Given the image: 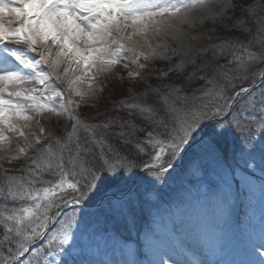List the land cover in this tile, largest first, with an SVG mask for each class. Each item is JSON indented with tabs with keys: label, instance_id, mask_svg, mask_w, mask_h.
<instances>
[{
	"label": "snow or ice",
	"instance_id": "snow-or-ice-1",
	"mask_svg": "<svg viewBox=\"0 0 264 264\" xmlns=\"http://www.w3.org/2000/svg\"><path fill=\"white\" fill-rule=\"evenodd\" d=\"M197 3L203 4L204 0H189V3L185 0H0V124L7 123L9 131L17 132L27 141V135L12 123L11 116L27 122L34 119L26 114L28 110L43 112L47 109L57 115L67 113L74 121L64 137L57 138L51 132L47 136L32 134V143L37 146L45 139L49 142L37 148L35 157H29L30 166L24 169L26 177L10 176L6 188L0 185V197L20 205L2 221L10 234L5 239L15 243L16 248L15 251L9 248L7 256H0V264H16L30 251V245L44 236L49 223L61 215L64 218L58 220L59 227L48 239V245L61 252L67 251L71 256L74 229L83 223L87 230L89 217L114 218L119 215L134 221L138 208L142 210L154 197L158 201V185L169 179L181 176L203 178L209 170L226 177L231 166L224 165L226 154L221 145L229 134L235 139L232 154L233 159L238 157V165L244 170L259 166L264 171V89L258 103L255 92L249 87L236 88L234 81L246 77H237L227 68V64L232 63H236L238 69L242 67L245 53L249 61L258 58L247 48L240 55L233 52V59L227 64L217 65V74L199 88L186 92L181 87L166 85L162 102L154 108L124 105L147 112L154 126L152 131L140 129L146 135L135 140V155L131 156L122 153L108 140L111 125L115 123L113 119L96 124L83 123L69 108L72 101H65L63 91L57 86L51 87V95L45 97L52 101L60 98L54 107L39 102L44 96L43 91L36 96L31 94L38 91L36 88L23 87L28 82L47 85L55 73L46 71L44 66L55 68L66 63L65 74L80 70V75L69 81V91L83 97L84 93L73 86L83 82L85 77L94 80L89 75L93 69L110 71L121 60L144 68L145 65L139 63L140 54L135 46H130L134 36L147 34L149 30L166 33L175 27V20L184 22L187 10ZM227 7L224 4L221 12ZM6 13L15 18V28L4 23ZM49 41L58 48L54 59H50L53 52ZM213 47L226 48L228 45ZM259 58H264V52ZM133 74L140 75L138 71L129 73L130 76ZM55 79L61 77L55 76ZM259 79L264 82V71L260 72ZM4 93L8 99L4 98ZM13 98L23 99L25 103L14 102ZM241 98L244 99L236 109ZM29 100L34 103H27ZM253 111L260 113L259 118L252 114ZM28 126L26 123L25 127ZM119 127L120 135L125 138H131L137 131L134 125L127 132L123 131L126 124L121 123ZM78 128H83L87 135L78 136ZM45 132L39 127V133ZM257 132L261 136L259 141L256 140ZM5 139L4 131L0 129V141ZM52 140L59 146L55 152ZM30 146L19 148V153H26ZM45 174L51 178L45 179ZM215 196L223 212L227 213L232 197L231 182L225 179ZM81 204L94 207V211H80L79 219L76 207L71 215L60 211L61 207ZM181 212L182 207L176 209V215ZM146 239L149 245L158 246V231L148 234ZM259 249H264V231H261ZM259 249L252 247L251 254L256 259L248 264H264V253ZM32 251L35 256L39 250ZM25 264L33 262L29 260ZM150 264L190 262L179 254L165 251ZM192 264H204V261Z\"/></svg>",
	"mask_w": 264,
	"mask_h": 264
},
{
	"label": "rangeland",
	"instance_id": "rangeland-1",
	"mask_svg": "<svg viewBox=\"0 0 264 264\" xmlns=\"http://www.w3.org/2000/svg\"><path fill=\"white\" fill-rule=\"evenodd\" d=\"M238 2V0H204V3L200 4L203 5V9H195L191 19L187 16L184 22L175 20V27L166 33L149 30L147 34H137L134 36L137 39L144 35L146 39L151 41L148 43L142 41L141 47L136 51L140 54L139 63L144 64L145 67L139 68L137 64H133L129 60H121L110 71L97 72L93 69L89 75L94 77V80L85 77L83 82H77L73 86L75 90L84 93L83 97L76 95L75 91H69V81L80 75V70L75 73L70 70L65 74L66 63H60L55 68L44 66L46 71L55 73L47 85L42 86L28 82L23 87L36 88L38 91L31 93L36 96H39L40 92L43 91L44 96L40 97L39 102L54 107L59 104L60 98L52 101L45 97L51 95L49 91L51 87L57 86L64 93L63 99L72 101L69 108L79 116L83 123L96 124L113 119L116 122L111 125V131L117 129L116 126L120 125L121 121L129 120L134 122L133 125L138 124L137 130L139 131L134 132L136 136L132 135L131 139L127 138L135 146V140L146 135V132L140 131V129L152 131L154 126L148 113H142L139 108L136 110L137 113H142L140 120H130V108L124 107V105L134 103L143 107L142 103L146 100L149 103L148 108L156 107L158 103L162 102V79L172 77L171 81H173L190 69H203L206 63L200 60V56L214 45H228L229 50L237 55H240L244 48H247L248 52L256 54L253 48L255 46L251 43L250 31L246 29V31H242L240 28L244 23L245 14L244 10L241 9L242 4ZM185 3H189V0H185ZM214 3L215 6H212ZM224 4H227L228 7L221 12ZM196 5L199 3L191 7L195 8ZM4 23L13 28L17 26L15 18L7 13ZM231 30H236L234 38L231 35ZM49 45L53 52L50 59H54L58 48L51 45V41H49ZM20 47L26 46L20 45ZM218 49L221 51L228 48L219 47ZM261 51L264 52V45ZM38 54L35 55L38 56ZM125 64L128 67H124ZM258 64V58L249 61L246 59L245 53L242 67L238 69L235 63L227 66V68L233 70L232 74L237 77H246L243 80H246L244 83H247L255 79L254 74L259 69ZM263 65L264 63L261 66V71ZM133 71H138L140 75L133 74L130 76L129 73ZM55 76H60L61 79L56 80ZM243 80L237 78L235 82L242 83ZM8 88L11 91L12 85L9 84ZM151 88L154 91H156L155 88L159 89L161 92L159 97L151 93ZM262 89H264V84L251 91L255 92L258 103ZM3 96L8 99L7 93H4ZM115 97H121L123 100L117 102L120 110L112 113L109 110H112L111 105L113 104L111 103ZM13 99L14 102L25 103L23 99L18 101ZM27 103H34V101L29 100ZM82 107L84 112L81 111ZM133 111L134 109L130 112ZM80 112L84 113L88 120L83 118ZM26 114L33 116L34 119L26 122L14 115L11 116V119L13 124H15L14 118L20 120L23 128L31 131L30 134H27L25 129L22 130L21 128L28 137L27 141L17 132L9 131L7 123L0 124V129L4 131L6 137L4 141H0V158H2L0 159V180H4L0 185H7L8 172L13 168L11 165L18 158L25 157L24 159L30 160L29 157L37 155L38 147L49 142L45 139L40 146H37L32 143L34 139L32 134L47 136L51 132L57 138L64 137L66 131H70L71 125L74 123L67 113L57 115L47 109L43 112L28 110ZM252 114L256 115L257 118L260 116L259 112L253 111ZM118 121L119 123H117ZM26 123L29 125L28 127H25ZM39 127H43L46 132L44 134L39 133ZM82 131L85 130L82 128ZM258 134L259 132H257ZM115 135L118 136L116 133ZM80 136L85 137L86 134L83 133ZM228 139L229 142H233L232 146H234V136L229 134L226 137V140ZM260 139L256 138L257 141ZM28 145L31 146L28 147L26 153H19V148ZM51 145L52 150L57 151L59 146L55 140L51 141ZM221 147L226 154L225 167L231 166L226 177L216 171L209 170L203 178L181 176L169 179L166 183L158 185V201L154 197L153 201L146 203L142 210L138 208L134 221L119 215L114 218L89 217L90 226L87 230L83 223L79 228L74 229L75 240L72 242L71 256L67 251L61 252L57 247L48 245V239L59 227L58 220L64 218L61 215L57 220L49 223L50 228L46 234L36 241L29 253L16 264H25L29 260H32L33 264H73V262L75 264H133V262L134 264H150L165 251L173 255L179 254L180 248L191 249L197 254L205 253L204 264H247L254 261L256 257L251 254V249L255 243L258 245L256 248L259 249L261 231H264V171H261L259 166L244 170L237 163L238 157L233 159V148H227L223 144ZM147 159L145 157V160ZM239 174L243 176L240 177ZM26 176L27 173L25 172L24 175L15 177ZM44 178L50 179L51 177L45 174ZM225 179L231 182L232 191L227 213L223 212L221 203L215 196ZM13 203L16 202L13 201ZM17 204L19 205V202ZM86 205H68L61 207L60 211L71 215L73 208L76 207L79 219L80 211H94V208ZM180 207H182V212L176 215V209ZM154 231H158V246L149 245L146 239L147 235ZM181 241L183 242L182 246ZM11 245L13 247L11 249L15 251L16 244L11 242ZM64 247L68 248V246ZM35 249L39 251L33 256L32 250ZM4 250V248L0 249V256L8 255L9 249ZM259 251L264 253V249H259ZM49 252L51 255L48 254Z\"/></svg>",
	"mask_w": 264,
	"mask_h": 264
},
{
	"label": "trees",
	"instance_id": "trees-1",
	"mask_svg": "<svg viewBox=\"0 0 264 264\" xmlns=\"http://www.w3.org/2000/svg\"><path fill=\"white\" fill-rule=\"evenodd\" d=\"M241 4H242V8L244 10V14H245V19H244V23L240 26V28H242V31H246L249 30L250 31V35H252V45H254L255 47H253L256 51V54L258 56L259 59V69L258 71H256V73L254 74L255 79L256 80L259 77L260 71H261V66L264 63V58H259L261 57V48L264 45V0H238ZM238 2V3H239ZM246 29V30H245ZM239 31V30H237ZM234 32H236V30H231V35L234 38ZM219 47L214 48L213 46L210 47L205 54L200 56V60L205 61L206 66L201 69V70H196V69H190L186 72L183 73L182 76H178L177 79L172 80V77H166L162 79V86L161 89L163 91V93H165L167 91V89L164 87L166 85H173L176 87H181L183 88L186 92L191 91L194 88H199L201 85H204L205 82L212 78L214 76V74H217V65L219 64H227V61L232 60L233 59V52L232 50H229V46L227 47L228 49L225 50H221L219 51L218 49ZM253 50V52H255ZM221 52H223V54L221 55ZM235 64V63H232ZM231 64H227V66H230ZM254 80H250L247 83H244L246 80H243L242 83L239 82H235L236 88L238 89L239 87L245 85V84H250L252 83ZM144 83V82H143ZM244 83V84H243ZM264 83H261V86ZM156 91H154L152 88L150 89L152 94H155L157 97H159V95L161 94V92H159V89H156ZM117 98V99H115ZM113 100V105H111L112 110H109L110 112H117L120 110L119 104L117 103L118 101H122L123 98L121 97H115ZM242 100V98H241ZM134 104V103H133ZM240 104V101L237 102V104L235 105V108L238 109ZM142 106L145 108L149 107V103L144 100L142 103ZM132 109L129 110V113H131V115L129 117L130 120H135L138 121L140 120V117L142 116V113H137V110L134 109L133 112H130ZM81 111H83V107L81 108ZM81 113V115L83 116V118L85 117V119L88 120L87 116L84 113ZM121 121V120H120ZM116 122V121H115ZM122 123L126 124V127L123 129V131L127 132V131H131L132 130V126L134 124V122H131L129 120L127 121H121ZM119 123V121L117 122ZM136 129H138V124L134 125ZM117 129H113V131H110V133L108 134V140L109 142L113 145L116 146L120 149V151L122 153L128 154V155H135V151H134V146L131 142H129L130 140H128L127 138H125L124 136L120 135V127L119 125L116 126ZM117 132H116V131ZM139 131V130H137ZM86 134L85 131H82V128H78L77 130V135L80 136L81 134ZM115 133L118 135L116 136ZM133 136H136L133 133ZM81 138H83L82 136H80ZM132 137V136H131ZM256 138H261V136L258 134L256 136ZM131 139V138H129ZM234 141V140H232ZM233 142H229L228 140H225V142L223 143V145L227 146V148H233L234 146H232ZM25 157L22 158H18L11 166L13 167L12 169L9 170L8 174V178L10 176H17V175H24L25 171L24 169L28 168L30 166L31 161L30 160H26L24 159ZM29 159V158H28ZM143 159L145 160V157H143ZM20 170V171H19ZM21 173V174H19ZM4 180H0V184L3 182ZM3 186L6 188L7 185L3 184ZM16 207H20V205L17 204V202L14 204L12 200H8L5 199L3 197H0V249H5L4 251H7V249L9 248H13L11 245V241L10 239H5L6 235H10L7 234L5 228H4V223H2V221L4 220V217L6 215L11 214V212L13 211V208Z\"/></svg>",
	"mask_w": 264,
	"mask_h": 264
},
{
	"label": "bare ground",
	"instance_id": "bare-ground-1",
	"mask_svg": "<svg viewBox=\"0 0 264 264\" xmlns=\"http://www.w3.org/2000/svg\"><path fill=\"white\" fill-rule=\"evenodd\" d=\"M215 2V1H214ZM212 6H215V3H214V5H212ZM193 8V9H192ZM195 9H198V10H200V9H203V5H196L195 6V8L194 7H191L189 10H187V16H189L190 17V19H191V16H193V14H194V10ZM163 34V33H162ZM155 38H157V37H155ZM140 39V40H139ZM139 39H137L136 37H134L133 38V41L131 42V45L130 46H135V50L137 51V49L138 48H140L141 47V43H143L144 41H146L147 43L148 42H151V41H149V39H146V37L144 36V35H142V37H139ZM143 41V42H142ZM145 42V43H146ZM14 122H15V124H16V126L18 127V128H22V130H24L25 128H23V125H22V123L20 122V120H18V119H16V118H14V120H13ZM27 134H30V130L29 129H25L24 130ZM257 247L258 245H257V243H255V244H253V247ZM178 253H179V255H180V257L182 258V259H185V260H189L190 262H198V261H200V260H206V257H204L205 256V253H201V254H197L196 252H194V251H192L191 249H189V250H185V249H183V248H180L179 249V251H178ZM190 258V259H189Z\"/></svg>",
	"mask_w": 264,
	"mask_h": 264
}]
</instances>
